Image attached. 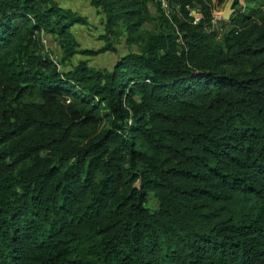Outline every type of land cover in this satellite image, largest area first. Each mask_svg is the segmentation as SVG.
I'll list each match as a JSON object with an SVG mask.
<instances>
[{"label": "trees", "instance_id": "16d2710c", "mask_svg": "<svg viewBox=\"0 0 264 264\" xmlns=\"http://www.w3.org/2000/svg\"><path fill=\"white\" fill-rule=\"evenodd\" d=\"M87 1L96 51L55 0H0V264H264V0L222 43L209 0ZM43 33L132 46L59 72Z\"/></svg>", "mask_w": 264, "mask_h": 264}, {"label": "rangeland", "instance_id": "374dc122", "mask_svg": "<svg viewBox=\"0 0 264 264\" xmlns=\"http://www.w3.org/2000/svg\"><path fill=\"white\" fill-rule=\"evenodd\" d=\"M56 3L64 9H69L74 13L86 18L89 22V26H82L76 25L72 27L71 31L76 37L79 45L82 49L86 50H94L96 51L100 48L103 43L98 40L99 33L101 31L100 28V18L95 14L94 9L89 5L87 0H55ZM210 4L212 5V14H213V21H212V31L216 32V41L218 43H222L223 38L230 30V25L228 21H224L221 18L222 13L224 12L227 4L231 0H225L223 3H219L218 0H209ZM235 2L234 5V13L238 11L246 10L248 0H233ZM162 10V9H161ZM167 14L169 15L172 11L170 5L169 8L166 9ZM163 11V10H162ZM164 12V11H163ZM155 15V12L152 11L151 17ZM234 15V14H233ZM232 15V16H233ZM231 16V17H232ZM230 17V18H231ZM154 22H148L143 26L142 29L132 38V41L135 42L138 37L143 38V34L145 30H151ZM40 39V43L37 45L36 53L41 56L48 55L53 65L59 72H66L70 70L72 65H75L78 60H86L88 65L94 68L100 69H110L115 63V60L118 56H122L126 54L132 45L126 44L125 41H122L120 44L115 45L116 48V55L111 53H101L96 56H87L83 57L81 55H75L69 59L64 58L62 55V50L59 48L58 43L54 40L53 36L49 34L40 35L38 37ZM42 39V42H41ZM132 42V43H133ZM177 43V50L180 52L181 47L183 46L181 39L176 41ZM131 43V44H132ZM26 102L31 101L30 99H24ZM80 132L79 134H81ZM78 136L74 137V140H79ZM151 208L155 206V202L153 198L150 197V201L148 203Z\"/></svg>", "mask_w": 264, "mask_h": 264}, {"label": "built area", "instance_id": "2783aa9c", "mask_svg": "<svg viewBox=\"0 0 264 264\" xmlns=\"http://www.w3.org/2000/svg\"><path fill=\"white\" fill-rule=\"evenodd\" d=\"M155 1H157L159 3L160 8L164 11V13L167 14V10L166 9L169 8L168 0H155ZM189 16L192 17V19H193L192 23L193 24L198 23L201 20V18H202V16L199 13H196L193 10L189 12Z\"/></svg>", "mask_w": 264, "mask_h": 264}, {"label": "water", "instance_id": "95a60500", "mask_svg": "<svg viewBox=\"0 0 264 264\" xmlns=\"http://www.w3.org/2000/svg\"><path fill=\"white\" fill-rule=\"evenodd\" d=\"M234 5H235V2L233 1V0H231L228 4H227V6H226V8H225V10H224V12L222 13V15H221V18L224 20V21H228L229 19H230V17L234 14Z\"/></svg>", "mask_w": 264, "mask_h": 264}]
</instances>
